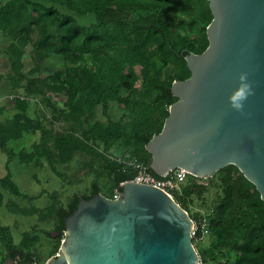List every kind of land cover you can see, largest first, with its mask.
Here are the masks:
<instances>
[{"label":"trees","instance_id":"trees-1","mask_svg":"<svg viewBox=\"0 0 264 264\" xmlns=\"http://www.w3.org/2000/svg\"><path fill=\"white\" fill-rule=\"evenodd\" d=\"M213 17L209 0H0V37L9 40L0 51L12 73L16 109L0 121V149L9 155V169L17 153L8 143L39 131L34 150L18 153L22 163L41 166L46 158L54 168L77 153H90L101 162L97 179L106 176L112 184L108 197L138 174L124 161L144 162L162 179L150 167L152 157L145 146L162 131L170 106L178 100L171 92L173 82L191 76L186 55L208 47L207 27ZM27 44L29 67L24 62ZM38 80L44 81V94L51 91L63 101L62 107L50 103L47 124L27 113L30 101L25 94ZM116 106L127 111L122 118L98 119L99 108L109 115ZM4 111L0 105V113ZM97 179L89 193L71 197L68 207L10 208L38 213L41 220L56 216L59 234L53 256L64 238L66 218L82 198L101 192ZM0 182L17 195L29 196L14 184L11 172ZM211 189L212 198L206 196ZM173 195L198 227L193 241L202 263L264 264V200L236 165L218 170L208 185L190 175ZM2 196L0 192V202ZM198 202L204 212L192 211ZM205 229L211 236L209 246L202 240ZM39 239L36 233H26L17 245L11 227L0 223V243L6 251L22 253L23 262L38 263L31 249Z\"/></svg>","mask_w":264,"mask_h":264},{"label":"water","instance_id":"water-1","mask_svg":"<svg viewBox=\"0 0 264 264\" xmlns=\"http://www.w3.org/2000/svg\"><path fill=\"white\" fill-rule=\"evenodd\" d=\"M209 2V45L186 55L191 76L172 84L178 100L145 146L150 167L162 177L182 168L208 184L234 164L264 200V0ZM241 73L253 91L238 111L229 96ZM118 192L82 198L65 220L58 253L44 264H202L195 221L174 196L130 180Z\"/></svg>","mask_w":264,"mask_h":264},{"label":"rangeland","instance_id":"rangeland-1","mask_svg":"<svg viewBox=\"0 0 264 264\" xmlns=\"http://www.w3.org/2000/svg\"><path fill=\"white\" fill-rule=\"evenodd\" d=\"M29 50L30 46L27 44V53L24 56L26 66L32 65V61L28 54ZM50 65L54 66V63H50ZM43 90L44 81L38 80L35 88L31 92L25 94V96L30 101L27 113L31 117L41 119L47 124V119L52 115L50 103L55 101L59 107H62L63 101L59 99L55 93L48 91L44 94ZM5 91L6 88L2 89L3 95H0V105L5 106V111L0 113V121L12 117L16 112L13 99L8 96L9 94L6 95ZM20 91L24 92L21 89ZM141 91L142 87L139 82L138 96L141 95ZM125 113H127L126 110L117 106L109 110V115L102 113L101 108H99L98 119L107 122L108 117L116 120L122 118ZM39 138L40 132L35 131L34 133H26L23 138L13 139L8 143L10 149L17 153V156L13 157L10 162V169L7 166L9 155L0 149V178L6 176L8 172H11L14 184L22 193L30 196L22 197L17 195L13 191L12 186H6L0 182V192L3 195L0 202V223L11 227L14 242L17 245L22 241L24 234L36 233L40 239L31 251L37 257V264H44L47 259L51 257L55 244L57 243L56 236L59 233L54 228L56 216L53 215L50 220H41L38 213L22 214L12 210L10 207H18L27 210H31L32 207L44 209L52 204L57 207H68L71 197L91 191L92 183L97 179L98 171H100L101 162L94 159L90 153H77L69 163L55 164L54 168L46 158L42 159L43 164L41 166L34 162L29 164L22 163L18 153L34 150V146L36 142L39 141ZM90 163H93L92 166H90ZM189 179L190 176H188L183 185H185ZM97 181L101 185V193L106 196L109 195L112 184L108 178L105 176L97 179ZM181 190H179V192H181ZM214 192L215 190L211 189L206 193V196L212 198ZM191 209L193 212H204L199 202ZM46 231L50 232V235L46 234ZM202 240L205 246H209L211 236L205 233ZM5 251L3 244L0 243V255L6 253Z\"/></svg>","mask_w":264,"mask_h":264},{"label":"built area","instance_id":"built-area-1","mask_svg":"<svg viewBox=\"0 0 264 264\" xmlns=\"http://www.w3.org/2000/svg\"><path fill=\"white\" fill-rule=\"evenodd\" d=\"M124 163H126L127 165H131L133 168L138 170L137 176L134 179H131L130 181L156 185L160 188L165 189L172 196H174L173 194L176 191H179L182 189L183 184L185 183L186 179L188 178V176L191 175L187 170L178 168V169L172 170L168 176L160 179L149 172L148 165L144 162H141L138 160H132V161H124ZM118 196H119V192H118V189H116L114 192L113 198H116ZM197 228L198 227L195 224V227L193 229V237L196 236ZM208 232L209 231L205 229V233H208Z\"/></svg>","mask_w":264,"mask_h":264},{"label":"clouds","instance_id":"clouds-1","mask_svg":"<svg viewBox=\"0 0 264 264\" xmlns=\"http://www.w3.org/2000/svg\"><path fill=\"white\" fill-rule=\"evenodd\" d=\"M240 83L237 88L233 90V92L229 96V101L231 107L238 111H242L244 107V101L247 97L252 94V87L247 80V75L245 73H241L239 76Z\"/></svg>","mask_w":264,"mask_h":264},{"label":"crops","instance_id":"crops-1","mask_svg":"<svg viewBox=\"0 0 264 264\" xmlns=\"http://www.w3.org/2000/svg\"><path fill=\"white\" fill-rule=\"evenodd\" d=\"M8 44H9L8 39H5L4 37H0V48H3L4 46ZM8 67H9V64L7 62V56L5 55V53H3V51H0V95H3L2 89L6 88L5 94L6 95L9 94L8 96L12 98V95H10L12 94L10 92V89L12 88V84L10 82L11 80L10 77L12 73L10 72V69ZM1 106H4V105H1Z\"/></svg>","mask_w":264,"mask_h":264},{"label":"flooded vegetation","instance_id":"flooded-vegetation-1","mask_svg":"<svg viewBox=\"0 0 264 264\" xmlns=\"http://www.w3.org/2000/svg\"><path fill=\"white\" fill-rule=\"evenodd\" d=\"M6 253L0 255V264H24L23 255L20 252L5 251Z\"/></svg>","mask_w":264,"mask_h":264}]
</instances>
